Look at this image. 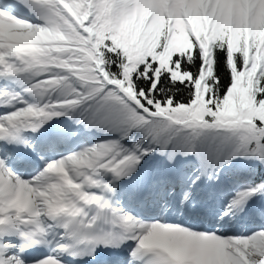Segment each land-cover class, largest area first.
Segmentation results:
<instances>
[{"label":"snow or ice","instance_id":"obj_1","mask_svg":"<svg viewBox=\"0 0 264 264\" xmlns=\"http://www.w3.org/2000/svg\"><path fill=\"white\" fill-rule=\"evenodd\" d=\"M0 264H264V0H0Z\"/></svg>","mask_w":264,"mask_h":264}]
</instances>
